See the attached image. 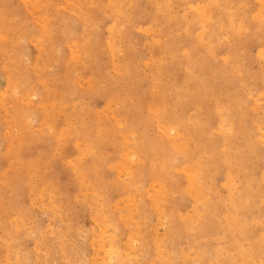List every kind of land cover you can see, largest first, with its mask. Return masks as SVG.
Wrapping results in <instances>:
<instances>
[{
	"label": "rangeland",
	"instance_id": "1",
	"mask_svg": "<svg viewBox=\"0 0 264 264\" xmlns=\"http://www.w3.org/2000/svg\"><path fill=\"white\" fill-rule=\"evenodd\" d=\"M246 180L264 0H0V264H264Z\"/></svg>",
	"mask_w": 264,
	"mask_h": 264
},
{
	"label": "bare ground",
	"instance_id": "2",
	"mask_svg": "<svg viewBox=\"0 0 264 264\" xmlns=\"http://www.w3.org/2000/svg\"><path fill=\"white\" fill-rule=\"evenodd\" d=\"M262 1V0H261ZM35 17V16H34ZM46 24V23H45ZM38 29V28H37ZM25 34V33H24ZM191 34V33H190ZM17 41V40H16ZM61 43H62V41H61ZM148 46V45H147ZM132 48V47H131ZM22 50V49H21ZM17 51V50H16ZM49 51V50H48ZM56 58V57H55ZM59 58V57H58ZM211 61V60H210ZM81 64V63H80ZM165 76V75H164ZM27 81V80H26ZM168 81V80H167ZM29 82V81H28ZM83 83V82H82ZM79 84V83H78ZM233 86V85H232ZM95 87V86H94ZM48 88V87H47ZM56 95V94H55ZM33 96V95H32ZM35 96V95H34ZM48 96V95H47ZM69 97V96H68ZM207 97V96H206ZM51 98H53V97H51ZM203 98V97H202ZM12 99V98H11ZM32 104V103H31ZM39 104V103H38ZM51 104V103H50ZM189 105V104H188ZM199 106V105H198ZM185 107V106H184ZM188 109V108H187ZM37 110V109H36ZM63 111V110H62ZM61 111V112H62ZM34 113V112H33ZM222 115V114H221ZM33 117V116H32ZM120 118V117H119ZM195 118V117H194ZM58 119V118H57ZM8 120V119H7ZM15 122V121H14ZM206 122V121H205ZM30 123V122H29ZM222 123V122H221ZM120 124V123H119ZM201 124H203V123H201ZM122 125V124H121ZM215 125V124H214ZM189 128V127H188ZM197 128V127H196ZM199 128V127H198ZM222 128V127H221ZM51 129V128H50ZM75 129V128H74ZM165 129V128H164ZM167 129V128H166ZM171 130V129H170ZM207 130V129H206ZM231 131V130H230ZM61 132V131H60ZM170 132V131H169ZM173 132V131H172ZM65 133V132H64ZM124 139V138H123ZM34 142V141H33ZM244 143V142H243ZM128 144V143H127ZM184 144V143H183ZM8 145V144H7ZM22 146V145H21ZM185 147V146H184ZM215 147V146H214ZM224 147V146H223ZM237 147V146H236ZM186 148V147H185ZM189 148V147H188ZM216 148V147H215ZM177 149V148H176ZM153 150V149H152ZM178 150V149H177ZM218 150V149H217ZM186 151V150H185ZM184 151V152H185ZM215 151V150H214ZM155 153V152H154ZM220 153V152H219ZM216 154V153H215ZM19 155V154H18ZM222 155V154H221ZM228 156H229V154H227ZM235 155V154H234ZM222 158V157H221ZM236 158V157H235ZM223 160V159H222ZM173 161V160H172ZM226 161H227V159H226ZM225 161V162H226ZM215 162V161H214ZM234 162V161H233ZM218 163V162H217ZM227 166H228V171H227V176H230L231 174V172H232V170L234 169L235 170V165L233 164V163H231L230 162V160L229 161H227V163H225ZM194 165V164H193ZM195 166V165H194ZM213 166V165H212ZM134 167V166H133ZM194 168V167H193ZM244 168V167H243ZM204 170V165H202V163H201V165H199V166H197V171L198 172H202ZM244 170V169H243ZM239 171V170H238ZM237 172V171H236ZM197 173V172H196ZM208 173V172H207ZM14 174V173H13ZM12 174V175H13ZM108 174V173H107ZM189 174H190V172H189ZM233 174V173H232ZM92 175H93V173H92ZM109 175V174H108ZM196 175V174H195ZM206 175V174H205ZM236 175V174H235ZM4 178V177H3ZM82 178V177H81ZM10 180V179H9ZM32 181V180H31ZM200 180H199V177H197V176H194V175H191L190 176V185H192L193 187H195V188H198L199 187V185H200V182H199ZM247 181H249V180H246V182H245V190L249 187L250 189H248V190H244V191H242V192H255L254 194H251V198L253 199V200H247V201H245L244 200V203L247 205V204H249L250 202L251 203H253V205L254 206H250L251 208H253L255 211L253 212V214H256V215H253V221L254 222H256L257 220L255 219V218H257L258 216H259V214H257V212H256V210H257V204L260 202V200L262 199V196H264V195H262L261 193H260V190H255V189H253V187L251 186V184L249 185V183L247 182ZM202 182V181H201ZM95 183V182H94ZM228 183H229V185L230 186H232V181L231 180H228ZM228 185V184H227ZM44 186V185H43ZM229 187V186H228ZM158 188V187H157ZM48 189V188H47ZM192 189V188H191ZM40 190V189H39ZM194 190V189H193ZM86 191V190H85ZM169 191V190H168ZM190 191V190H189ZM199 190H197V192H198ZM236 191V190H235ZM159 192V191H158ZM161 192V191H160ZM188 192V191H187ZM190 192H192V191H190ZM189 193V192H188ZM237 193V192H236ZM196 194V193H195ZM50 196V195H49ZM258 196V197H257ZM195 197V196H194ZM201 197V196H200ZM244 197L245 198H249V195H247V194H244ZM257 197V199L255 200V198ZM162 198V197H161ZM165 198V197H164ZM168 198V197H167ZM183 198V197H182ZM195 199V198H194ZM232 199V198H231ZM122 200V199H121ZM165 200V199H164ZM243 201V199L242 198H238V200H233V201H231L230 202V205L227 207V209L226 210H224L225 212L224 213H226V215L227 214H229V219H228V225L230 226V227H232L233 228V226H240V228H239V230L241 231V236H242V238H244L246 235L247 236H250L251 234H252V232H249V233H247V231L245 230L246 229V227L245 226H243V225H241V224H239V222L237 221V214H238V212H237V209L239 208V206H241V202ZM198 206V205H197ZM250 208V209H251ZM192 209V208H191ZM1 210V209H0ZM194 211V210H193ZM197 212V211H196ZM129 213V212H128ZM259 213H264V212H260L259 211ZM251 216V215H250ZM262 216H264V215H262ZM252 217V216H251ZM261 217V216H260ZM132 218V217H131ZM192 218V217H191ZM169 219V218H168ZM259 219H261V218H259ZM162 222V221H161ZM116 223V222H115ZM126 223V222H125ZM193 223V222H192ZM160 224V223H159ZM174 224V223H173ZM256 224V223H255ZM115 225V224H114ZM109 227V226H108ZM157 227V226H156ZM237 230V229H236ZM105 231V230H104ZM7 232V231H6ZM146 232V231H145ZM46 235V234H45ZM6 236V235H5ZM111 237V236H110ZM260 240H264V232H261V233H259V236L256 238V241L258 242V241H260ZM129 246V245H128ZM96 247V246H95ZM240 248H241V246H240ZM35 249V248H34ZM100 249V248H99ZM146 250H147V248H146ZM165 251V250H164ZM111 252V251H110ZM131 252V251H130ZM162 254V253H161ZM237 255H236V257H238V258H241V259H244V257H246V258H251V256L246 252V251H244L243 249H239V250H237V253H236ZM187 256V255H186ZM102 257V256H101ZM141 258V257H140ZM98 259V258H97ZM115 259V258H114ZM102 260V259H101ZM167 260V259H166ZM95 262V261H94ZM98 263V262H97ZM126 263V262H125ZM131 263V262H130ZM177 263V262H176Z\"/></svg>",
	"mask_w": 264,
	"mask_h": 264
}]
</instances>
